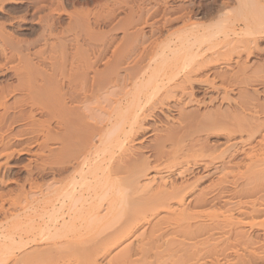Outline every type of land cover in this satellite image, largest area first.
<instances>
[{
    "label": "bare ground",
    "instance_id": "1",
    "mask_svg": "<svg viewBox=\"0 0 264 264\" xmlns=\"http://www.w3.org/2000/svg\"><path fill=\"white\" fill-rule=\"evenodd\" d=\"M138 1L140 3V0ZM152 1L154 3L150 8L153 10L154 4L159 7L161 1L162 5L163 3L166 5L171 0H159V3L158 0ZM238 1L239 5L245 3L244 5L247 9L248 2L246 0ZM58 2L63 4L61 0H38L39 21H45L44 23H46L50 19L49 17L52 19L55 13L54 10L59 6ZM120 3L124 4V8L128 10L126 17L121 18L119 22L117 21L119 28L122 27L124 29L123 38L126 40H131L136 33H140L137 30L131 32V30L138 28L140 24L154 26L155 23L158 25L157 23L161 20L156 19V16L158 17L157 14L161 12L160 10L158 12V9H155L154 11L156 12L154 14L150 13L151 15H148L149 13L144 14L143 11L145 12L146 10L142 9L141 5L138 6L137 0H124V3ZM190 3L186 6L184 4L180 5L181 7L178 6L184 10V14L180 16L171 14L175 7L171 12L169 10L168 14H165L164 11L162 22L166 25L168 24V26L175 24L177 25H175L176 27L179 26L178 29L168 32V38L172 39L175 36L177 39L178 44L177 46L175 45L174 49L170 45L168 46L169 41L161 47H154L151 51L144 48L139 53L138 49L140 48L133 45L134 47L129 49L127 53H114L113 59L115 62L113 59L111 61L112 64H116L109 66L105 63L108 66L106 70L103 69V72L102 69H100V72L96 68L94 70L93 67L97 60L99 61L101 58L102 51L106 50L104 43L99 45L90 42L91 50L97 51V53L99 51L95 60L90 58V55L84 58L82 55V58H79L77 56L74 57L75 54L74 56H69L65 52L61 53L59 58L53 61L49 60L50 63L46 62L43 57L45 60H41V63L46 65H44L45 69L38 65L39 68L30 58V53L32 52H30V49L38 43L36 42L37 39L35 43L29 41L30 43L24 46L30 53L27 55L23 72L20 73L21 75L19 74L17 89L24 93L27 92L28 94L26 93L25 95H28L30 102H33V105L36 103L37 108L38 106L40 107L38 109L39 112H36L37 114L40 113L38 121L41 124L42 146L39 147L41 148L40 150L38 147V150H36L37 148H35V151L32 149V154L37 157L35 162L38 164L36 168L40 175L45 177L47 174L52 173L54 179H51V183L47 181V183L49 182L48 184L44 183V181L42 185H35V178H33V173H31L33 171V169L31 170V163V168L25 167V169L30 168L27 171H31L29 172L31 174H27L29 175L27 177L28 180L26 178V183H22L23 185L21 184L16 193L14 191H9L7 194L0 193V214L3 217L0 222V264H40V261H43V264H98L99 258H105L112 250L120 247L130 238L133 240L131 239L128 244L126 243L127 245L124 248L121 247L123 248L122 252L119 250V254L113 255L114 257L112 258L109 257L110 259L108 260L106 259V264H116L117 261H119V264H155L154 260L157 257L160 258L158 251L161 248L167 251L178 249L182 250V253L187 251L188 253H186L190 254V250L193 251L194 249L196 251L199 249L198 251L200 252V249H203V247L205 249L206 247L205 250L207 251L203 249V252L208 254L210 252L211 254V251L215 250L217 252L219 248L221 250L227 248L228 250L229 247L236 246L233 242H230L231 238L226 243H220L221 239L215 237L217 228L223 225L222 229H224L225 224L226 226L229 224L231 227L232 225H240L243 228L264 229V178L263 176L257 178V174L259 175V173L264 171V118L262 119L258 112L256 113L257 115L250 116L252 117L248 120L250 123L244 124L247 126L246 128L241 126L242 123L239 126L236 124L239 135L242 137L243 134L247 135L246 146H241L240 148L242 149L241 152L245 154V161H247L245 164L253 171L250 183H248L251 185L249 198L243 203H238V206L243 205L238 208L240 219H238L239 217L235 218L232 215H226L221 218L222 220L218 218L214 220L216 215H220L215 210L219 200L215 193L216 191L214 192L212 185V187L208 186V190L210 189L211 193H213L208 199L207 193L209 196L211 193L209 191L205 193L207 190H199V193H195L197 186H195V183L200 178L193 182L190 179V175L194 173V170H199L200 167L206 172L205 176L207 177L221 168L217 170L218 166L215 165L220 156H206L209 162H205L204 165L193 157L190 159V154L195 152V158L205 159L204 151L206 150L204 148L206 144L205 140L200 137V132H210L214 127L218 128L221 125L223 127L229 122H223L219 118L214 119L215 117L213 118V116L209 115L207 117L209 124H205L202 122L205 120V116H203L204 119L199 118L200 120L193 117L190 119L191 121L194 119L193 125L195 120L196 124L197 120H199L203 125L199 123L193 129L192 123L187 122L188 124L191 123L192 127L187 126L186 128L187 123L184 126V122L189 118L185 119L183 123L182 121L185 116L188 117L191 113L189 111V114L187 111L185 114L188 115L183 117L181 115L184 112V108H181V111L178 112L181 113L179 116L182 121L179 122L180 120L175 118L179 125L177 123V125L170 124L168 126V121V124L166 122L167 125H163L164 123L160 124L159 121V125H147L150 122L149 120L158 118L156 117V111L162 112L163 109L168 107L170 102L171 104L174 102L177 107L186 101L184 106H187V108L191 104L201 105L204 103L197 99L198 96L196 97L197 93L194 85L203 82L205 79L200 81L198 77L204 71L206 72V70L215 67L220 61H218L219 59L215 60L213 54L207 55L197 45L209 39H221L226 42L232 40L234 42L235 39V42L237 41V43L240 42L241 44L237 45V48L249 51L248 46L252 45V42L256 40L259 34H264L263 17H255L241 6L239 7L243 10L241 9L239 14H233L228 10L231 8L229 6L222 8L223 13L221 14V10L219 11L221 14L220 23L207 30H200L199 25L201 23L197 21L196 14L199 10L196 13L193 9L191 10L190 7H193V4L191 3L190 5ZM53 6L54 13L52 11ZM60 12L62 14L65 9ZM108 13L105 17L102 14L104 19L107 21L114 20V12H110L111 16ZM80 14L74 15L75 17H70V19H72L80 32H77L79 33L78 38L80 36L83 38V35L86 38L89 36L87 31L89 30L90 32L92 29L88 28L93 22L89 17L86 19L84 14ZM71 24L70 26L74 25ZM46 25L43 28L48 31L49 37L57 38L52 22L49 25L46 23ZM86 26L88 30L85 29ZM3 27H0L2 28L0 29V38H4L6 35ZM201 27L203 26L201 25ZM77 29L76 31H78ZM7 36L5 37L7 38ZM137 36L136 40L138 39ZM43 38L46 37L43 36ZM48 38L47 41H49ZM92 39L91 41L93 42ZM134 42L136 44V41ZM60 47L62 48L63 46L60 45ZM64 51H67V48ZM15 53L17 54V52ZM42 53V51L35 52V55L42 58ZM95 55L96 53L94 52ZM53 57L51 58L53 59ZM51 58L49 57V59ZM225 59L228 58L224 57ZM224 60L222 61L226 63L231 62V58L230 62ZM229 67L231 66L228 65ZM213 73L217 75V71ZM209 78L205 81L209 84L211 92L216 91L220 95V89L223 87H216L217 85L215 86L214 84L215 80L212 79L210 81ZM207 90L205 91L207 92ZM19 91L16 90L14 94L17 92L21 93ZM5 93L6 91L0 87V101L4 104L0 105L2 107L5 106L3 112L0 111V120L1 118L4 119L5 115L8 114L6 110L11 108L6 109L9 100L7 101ZM222 95L221 98L226 99V92ZM204 96L206 97V94ZM214 99L217 98L214 97ZM212 100L210 101L212 102ZM16 101L18 102L19 100ZM23 101L21 100V102ZM254 108L253 110H255ZM217 120L222 122L220 123ZM229 125L231 126V124ZM227 127L229 126L227 125ZM1 129L2 127L0 126ZM230 129H233V127H230ZM148 131L149 133L151 132L150 137H154V144L150 145L149 154H146L143 152L145 145L144 147H137L135 143L142 134ZM236 131L234 130L233 132L236 133ZM235 135L227 136V142L229 143ZM0 136L4 137V135ZM4 141L2 139L0 143V184L6 182L4 173L16 167L14 166L15 163L13 165L11 163L16 149L14 148L15 150L10 151V144L8 145ZM242 143L243 141L240 140L235 141L233 146L238 148ZM30 146L28 145V148ZM28 148L23 147L18 153H21V155L22 153L31 154V150ZM146 150H148V147ZM202 150H204V154L198 153ZM196 151L198 152L196 153ZM224 153L220 152V155L222 154L224 157ZM221 158L220 160H223ZM226 164L228 165V163ZM172 176H174L173 180H171ZM157 217L159 219L152 223V220ZM208 220L210 222V225L208 223L209 226L204 222ZM163 226L172 233V237L169 235L170 232L167 234L170 239H163L166 236V230L162 228ZM139 230L140 233L137 234ZM240 231L238 232L239 234L236 233L238 236L241 235ZM206 232L208 234L209 232L211 233L209 237H202ZM173 235L175 237L177 235V238L179 239L180 237V239H176ZM200 237H202L201 240H195ZM236 237L234 236V238ZM213 238L218 239L219 243H213ZM238 239L237 237V241H240ZM248 240L249 242L253 241ZM249 242L246 243L245 241L251 248ZM32 244L36 247H43V249L40 250L39 248L38 250L36 248L35 252L37 251L39 254L35 253L37 254L35 258H31L32 253L30 255L25 254L22 261H20L18 258L21 257H18V254L24 253L28 246ZM253 245L256 246L255 242ZM242 246L239 249L243 248ZM207 248L212 249L208 252ZM32 249L35 248L33 247ZM235 249H238V247H235ZM255 250L257 251V249ZM255 250L253 249L254 252ZM262 250V248L258 249L257 253L261 252L263 255H257L253 252L257 257L254 255L252 257L257 259L249 257L251 260L253 259V262L248 260L249 262L246 263V257H243L245 253L238 254L237 252L235 259L226 260V264H251L256 261L257 263L255 264H264V250L263 253ZM192 251L191 254L194 252ZM198 251H196L197 254ZM137 252L140 253L141 257L135 260L133 258L137 255ZM164 253L166 254L167 252ZM182 253L180 254L181 258L179 257L181 263L174 258V264L177 262V264H187L184 261H189L190 258L193 260L196 257V260H199L198 258L202 255L201 253L200 257H198L199 254L196 256L194 252L195 257L190 254L185 260L181 256ZM35 254L33 255L35 256ZM172 255L169 254V256ZM245 256L248 257L247 254ZM163 259L165 260L166 258L164 257ZM163 262L160 261L158 264H164ZM190 264H198V261Z\"/></svg>",
    "mask_w": 264,
    "mask_h": 264
},
{
    "label": "rangeland",
    "instance_id": "2",
    "mask_svg": "<svg viewBox=\"0 0 264 264\" xmlns=\"http://www.w3.org/2000/svg\"><path fill=\"white\" fill-rule=\"evenodd\" d=\"M15 1L14 0L13 1L12 0H0V27L4 26L3 31L5 30L4 31V33L6 34L5 36L8 35L7 38L4 36V38L6 40L2 37L0 38V87L6 91L5 94L7 95V101L9 100L6 109L11 107L10 109L6 110V112L8 114L5 115L4 119L1 118V120H0V126L2 127V129L0 130V135H4V137L0 136V143H1V140L3 139V140H5L4 142H6L8 145L10 144V146H11V148H9L10 151L11 150L13 151L14 148L16 149V150L14 149L16 151V153L14 154L13 160L11 162L12 165L15 163L14 166H16V167L11 169V170H8L6 173H4V177H6L5 178L6 182H4L3 184H0V193H4V194L9 193V191H12V192L14 191V193H16L17 189L20 188L21 184L26 183L25 182L26 178L29 177V175L31 173H33V176H34L33 178H35L34 179V182L36 183L35 185H39V184L42 185L44 181H45L44 183L48 184L49 182L51 183V179H54V176L52 175V173L47 174L48 177L47 176L43 177L40 175V172L36 168V167H38L37 166L38 164H36L37 162H35L37 157H35L32 154V149H34V151H35V148H37V147L39 148L40 146H42V144H41L42 136L40 135L41 124L38 121L40 119V113L37 114V112H36V111L39 112L38 109H40V107L38 106V108H37L36 103L33 105L32 104L33 102L32 103L30 102L29 97H27L28 95H25L27 92L24 93L23 91L20 90L21 93L17 92L14 94V92H16V90L19 91L17 89L18 80L20 78L19 74L23 72V68H24L23 66H25L24 64H25V61L28 57L27 56L28 53H30L32 51L30 53V56H31L30 58L32 59V62L35 63V65L37 64V66L39 65V66H41V68L45 69L44 67L46 65L44 63H41V60L46 59L45 61L50 63L49 60L53 61L54 59L59 58L61 56V53H65V52L68 53L69 56H74V54H75L74 57L77 56L79 58L80 57L82 58V55H83V58L86 56L88 57L90 55V58H93V60H95V57H97V55L99 54V51H98V53H97V51H92L91 50L92 47L90 46L91 43H96L99 45L104 43L106 50L102 51V54L103 53L104 54L103 55L101 54V56H100L101 58L99 59V61L100 60L101 61L99 62L97 60L96 64H94V67H93L94 70L97 69L99 71L100 69H102V72H103L104 71L103 69L106 70L107 66L108 65L110 66L112 64L111 60L114 57L113 55H115L114 53H117V52L127 53V51L134 46H137L138 48H140V49H138L139 50L138 53H139V52H142V50L144 48L151 51V50H153L154 47H156V48L161 47L164 43H167L169 41L168 46L170 45L171 48L173 47V49H174L175 45L177 46V44H178L176 41L177 39L175 36L172 39L168 38V34L170 33V31H174V30L178 29L179 26L176 27L177 25L175 24L176 26L171 25L172 26L171 27V26H168V24L167 25L164 24V22H162L164 11H165V14L166 13L168 14L169 10L171 12L172 9L175 7L174 8L175 10L173 12H171V14H173L175 16H180V15L184 14V10H182L178 6L183 5V4L186 6V5H189V2H191L193 4V7L192 6L190 7L191 10L193 9V11L195 13L197 12V10H199V12L196 14H197V21L200 22L201 25L203 26V27H201V25H199V27L201 28L200 30H204V29L207 30V29H209L215 25H218L220 23L219 18H220V15L223 13L222 8L229 6L231 8L228 7L229 8L228 10H230L233 14H239L241 9L243 7L244 8L246 7L244 5L245 3H243L242 5H239L238 0H171L169 2V4H168V2L166 4L169 8L168 9L167 6L164 5L165 3H163V5H162L161 4L162 1H161V3H159L160 1L158 0L160 9L158 6H156V4H154L155 6H153L154 9L152 10V8H150V6L152 7V5L154 3L152 0H151L152 2L151 1L148 2L149 0H143V1L140 0V3L137 0V2L139 3V4L137 3L138 6L141 5L140 7L142 9L146 10L145 11L146 13L143 11L144 14H148V13H149L148 15H151L150 13L154 14L156 12V11H154L155 9H158V12L160 10L163 13L159 12V14H157L159 18L156 16L157 20L161 19L157 23L158 25H156V23H155L154 26H148V25L145 26V24L143 25V23H142V24H140L139 27L137 26L138 28L131 30V32L132 31L134 32L137 30L140 33H136L134 35V37H132L131 40H126L123 38L124 37V34H123L124 29L121 26H120L121 28H119V26H118L119 24L117 25V23L120 21V19L125 18L126 17L125 15L128 13V10L126 8H124L125 5L124 4L122 5L120 3V2L124 3V0H120V1L119 0H61L63 4H59V2H58L59 8L57 7L58 11H57V9L54 10L55 13L53 11V9H54V6H53V8H52V11L54 13L53 17H52V19H51V17H49L50 18L48 20L49 23L46 22L48 25L51 24V22H52V24L54 26L53 29L55 28L54 31L56 33L57 38L56 37H49V35L47 33L48 31H46V29L43 28V27L47 26L46 23H44L45 21L44 22L39 21L38 17H40V13H39L38 0H15ZM246 1L248 2L247 3L248 6H247V9L246 8L245 9L248 10V13L249 14L252 13L251 15H254L255 17H263V19H264V0H246ZM194 2H195V4H194ZM155 3H157V2H155ZM191 3H190V5H191ZM249 3H250V5H249ZM148 4H149V6H148ZM199 5H200L201 9L199 8ZM239 6H241L242 8ZM59 9H60V11H63V9H65V12H63L61 14ZM149 10H152V11L148 12ZM220 10H221V14L219 13ZM56 11H57V13H56ZM106 12L107 13L109 12L108 13L109 16H111L110 12L111 13L114 12V16H115L114 20L107 21L106 19H104L105 15L107 14ZM76 13L77 14H80V13L84 14L86 19L89 17V19L93 22L92 25L89 26V28L87 26L85 27V29L86 28H88V29L92 28L90 30V32L88 29H86V30H88L87 32L89 34V36L86 38L84 35H83V38H82V36H80V38H78V36H79L78 34L80 32L77 29V27L75 26V23H73L72 19H70V17L73 18L74 15L76 16L77 15ZM137 13H140V12H137ZM102 14H104V17L102 16ZM160 15L162 16L161 18H160ZM100 16H102V17H100ZM95 17H97V18H95ZM98 17H100L101 19ZM20 19H21V21L22 20L23 21L21 22ZM69 20H71V21H69ZM15 21H17V22H15ZM94 21H96V22H94ZM53 22H55V23H53ZM71 22H72V24H71ZM70 24L71 25L74 24L73 26H75V27L70 26ZM74 28H76L78 31H76V29H74ZM0 29H2V28H0ZM43 31H44V33H43ZM77 32H79V33H77ZM137 34H139V36H137ZM42 35L46 38H43ZM136 36L138 38L137 39L138 42L136 40ZM258 37H257L258 39L256 38V40H258V41L255 40L254 41L255 43L252 42V45L250 44L248 46V49H250L249 51H247L246 49L244 50L241 48H237V45H241V44H240V42H238V43H237V41L235 42V39H234V42H233V40L226 42L225 40L223 41L221 39H217V40L216 39H209V40H206V41L200 43L199 45H197L207 55L210 56L213 54L215 56L214 57L215 60L219 59L218 61H220V63L218 62L217 63L218 65L216 64L215 67H212V68L206 70V72L204 71L201 74V76H199L201 78L198 77V79L200 81L204 80V79L207 80V78H209V77L211 78V79L209 78L210 81L212 79L215 80L214 84H215V86L217 85L216 87H218V88L223 87L222 88L223 90L220 89V95L216 91L211 92L209 84H207V81L204 80L205 82L204 81L201 82L202 84L199 83V84L194 85L195 91L198 94V95L196 94V97L198 96L197 99H199L200 101H202L204 103H202L201 105L191 104V105H188V108H187V106H184L186 104L185 100H184L185 103H183V104H181V106H177V107L174 105V102H172V104L170 102V104H168V107L163 109V111H162L165 113H162L161 111L160 112L156 111V115H157L156 117H158V118H154L155 121H154V119L153 120L151 119V120H149L150 122L147 123V125H150V126H154L156 124L159 125L158 121L160 124L164 123L163 125H167L168 122H169L168 126H170V124L171 125H174V124L177 125L178 122L175 120V118H177V120H180L179 122L182 121V118L179 116V115H181V113L178 112V111H181V108H184V112L182 113L181 116L184 117L185 115H188V114H185L187 111H188V113H189V111L191 113L190 116L184 117L182 123L185 121V119L189 118L188 120H186V122H184L185 123L184 126L186 125L187 122H191V123L193 122L194 119H192V121H191L190 120L191 118L195 117V119H199V118H203V116H205L204 117L205 120L202 122L205 124H209V122L207 120V117L209 115H211V117L213 116V118L215 117L214 119L219 118L223 122H225V121L229 122V123L225 124L226 127H224L225 125L223 123L224 126L222 127V125L220 124L222 121L217 120L218 122L220 121L219 124L221 125V126H218V128L216 127L217 129L214 127L215 129L213 128L212 131H210V132L207 131V133H206V131L204 133L201 131L202 133L200 132V137H202V139L205 140L206 146H205L204 150H206V151H204V150L199 151V152L196 151V153L201 152L202 154H204V152H205V154H206V155L204 154L205 157L211 156V155H212V157L213 156L214 157L215 156L222 157L223 160H220V157H219L218 161H216L217 164L215 163V165L218 166L217 170H218V168H220V167L221 168L218 171H215L213 173L214 175L212 174L209 177L205 176L206 172L204 170H202V167H200L199 170H194V173L192 175H190L191 182L200 178L199 181L195 183V186L197 185L195 193H199L200 192L199 190H201V191L207 190L205 193H207L208 191L211 193L210 189L208 190V188L211 185L214 188V192L216 191L215 193L217 194L219 200L216 204L217 206H216L215 210H216V213L218 212L220 215H216V218L214 220H217V218L222 220L221 218L223 216H226V215L227 216L232 215L233 217H235V218L239 217L238 219H240L241 216L239 215V210H238L240 205L238 206V203L239 202H242V203L245 202L247 200V198H249V195H250L249 190L251 189V185H249L248 183H250V177L252 176L253 171L249 168V166L247 164H245L247 162V161H245V154H243L241 152L242 149L240 148L241 146H243V147L246 146L245 141L247 139V135L243 134V137L241 135H239L238 130H237V126H239L240 123H242L243 125L241 124V126L242 127L244 126L243 128H246L247 126H245L244 124H246V125L249 124L250 122L248 120H250L252 118L250 116H253L257 112H258V115L262 119L264 118V114H263L264 113V34H259ZM47 38L49 41H47ZM91 38H93L92 39L93 42L91 41ZM36 39H37V41H36ZM89 39H90V41H89ZM24 41H25V43H23ZM29 41L31 43H32V41L34 43H35V41L38 42L37 43L38 45L35 44L31 47L30 52L28 50H26V47H24L27 45V43H30ZM134 41H136L137 45L135 44ZM39 42H40V44H39ZM139 43H140V45H139ZM141 43H142L143 47H142ZM172 44H174V45H172ZM60 45L63 47L61 48ZM66 48H67V51H64V50H66ZM61 49H63V50H61ZM15 50H17V51H15ZM39 51L43 52L41 55L42 58L41 57L39 58L35 55V52L37 53ZM15 52H17V54ZM94 52L96 53L95 56H94ZM24 56H26V57H24ZM23 57H24V59H23ZM49 57L50 58L53 57V59L52 58L49 59ZM216 57H220V58H216ZM224 57L228 58V59L224 60ZM230 58H231V62H230ZM222 60L227 61V62L229 61L232 64L223 62ZM114 62H115V60H114ZM105 63L108 65H106ZM115 64H112V65H115ZM225 64H227V65H225ZM228 65L231 67L228 68ZM18 70H19V72H18ZM20 70H21V72H20ZM210 71H212V72H210ZM216 71H217V75H216V73L215 74L213 73ZM100 72H101V70H100ZM213 74H214V76H213ZM218 76H219V78H218ZM227 87L229 90L227 89ZM205 90H207V92ZM226 90L228 92L231 90L229 92V95H228V92ZM224 91L226 92L228 99L229 100L231 99L230 101L227 99V97H226V99L221 98V95L223 93L225 94ZM209 93L211 94V96H209L210 95ZM8 94L11 96L8 97L9 96ZM205 94H206V97L204 96ZM214 97H216L218 100L214 99ZM23 99H24L25 103H24ZM16 100H19V101L17 102ZM21 100L23 102H21ZM210 100H212V102ZM214 100H216V101H214ZM1 102L2 101H0V104H2ZM210 102L213 104H211ZM30 104H32V105H30ZM246 104H247V106H246ZM248 104H250V105H248ZM253 104H254V106H253ZM2 105H4V104H2ZM258 106H261V107L258 108ZM4 107H2L0 105V111L3 112ZM254 107H256V108H254ZM253 108L255 110H253ZM241 110L243 113L241 112ZM191 111H193V112H191ZM246 111H247V113H246ZM32 114H35V115H32ZM192 115H194V116H192ZM172 118H173V121H172ZM156 119H157V121H156ZM199 120H197L198 121L197 124H196V120H195V123H194V125L192 123V126L196 127L197 125H199V123L201 122ZM244 121L247 123H245ZM166 122H167V124H166ZM191 123H189V124L187 123V125L185 127L186 128H187V126L190 127ZM203 123H200V125H203ZM229 124H231V126ZM236 124H237V126H236ZM52 125L55 126L54 123H52ZM178 125H179V123H178ZM227 125L229 127H227ZM195 127L193 129H195ZM230 127L231 128L233 127V129H230ZM228 129H230L231 131ZM232 130L233 131L237 130V131L235 133ZM232 132H233V134H236V135L228 143L227 142V139H228L227 136L233 135ZM150 133L148 131V132L142 134V136H140L137 139V142L135 143V145L137 147H140V146L144 147V145H145L143 152L146 154H149L148 152L151 149L149 147H151L154 144V137L153 138H152V136L150 137V135H151ZM239 140L243 141V143L240 146H238V148L234 147L233 142L239 141ZM27 143L29 146L31 145L32 147L30 146L28 148ZM23 147L31 150V152H30L31 154L22 153V155H21V153H18L19 151H21L23 149ZM147 147H148V150H146ZM38 148L36 150H38ZM40 149L41 148H39V150ZM223 149H224L225 153H224V151H222ZM34 151H33V153H34ZM220 152L224 153V157L222 156V154L220 155ZM191 154H190V159L193 157L195 160L202 162L201 164L205 165V162H207V163L209 162V161H207V160H209L207 157L205 159H200V157L195 158V156H194L195 152L192 155ZM30 159H31V161H30ZM194 159H192V160H194ZM224 163H225V165H224ZM226 163H228V165ZM229 163H230V165H229ZM30 164H31L32 168H31ZM231 164H233V165H231ZM17 165H18V167H17ZM26 166L30 167L31 170L33 169L34 172L29 171V172H31V173H29L27 170H30V168L25 169ZM235 166H237V167H235ZM37 172H39V173L37 174ZM27 174H29V175H27ZM262 176L264 178V171L259 173V175L257 174V178H261ZM171 178H172L171 180H173L174 176H172ZM27 180H28V178H27ZM47 181H49V182L47 183ZM202 187L205 189H203ZM212 194L213 193H211L209 196V194L207 193L208 197L207 196L206 197L209 199V197H211ZM241 206H243V205H241ZM241 206H240V208H241ZM227 213H230V214H227ZM158 217L153 219L152 223L156 222L159 219ZM1 218H3V217L0 214V222L2 221ZM204 222L207 226L210 225L209 220L204 221ZM208 223H209V225H208ZM228 225L229 224H227V226H226V224H225L224 225L225 227H223L224 229H222L223 225L219 227L221 229L217 228V231H215L216 233L214 232L215 237H218V239H221V240L224 239L223 241L220 240V243H222V242L226 243L231 238L230 242L231 243L233 242L234 245H236V246H234L232 248L229 247L228 248L229 251L227 250V248L223 249V250H221L220 248L219 249L217 248L218 249L217 252L213 249L214 251H211L212 252L211 254H210L209 250H211L212 248H210V249L207 248L210 256L212 255L211 257L209 256V254L207 252H203V249H204V247H203V249H200V252L198 251L199 249L196 250V251H198V254H199L198 257H200L201 253H202L201 257L202 256L203 257L202 258L200 257L201 259L198 258L199 260H196L197 257L193 260L190 258V260H189L190 263H195L196 261H198V264H211V263L216 264L217 262H218V264H226L227 263L226 260L230 261L231 259H235L237 252H238V254H241V253L247 254L248 257L245 256V254L243 255V257L247 258V259L245 258V260H247L246 263H248L249 262L248 260L253 262L252 260L254 258H256L257 255L261 254V252H259V253H257V252H258V249H260V248H262L264 250V247H263L264 246V229H261V230L259 228L251 229L249 227L248 228L244 227L245 228L244 229L243 226L240 227V225H232V227H231V225H229V226ZM165 226L167 227V225H165ZM165 226H163L162 228L163 229L165 228V230H166L165 235L167 236V234H169L168 232H170V231H168V228L166 229ZM230 227L232 228L231 234H230V232H231ZM233 230H234V232H233ZM162 231H164V230H162ZM239 231L241 232L240 236L237 235V234H239L238 233ZM139 233H140V230L137 234H139ZM158 234H160V233H158ZM210 234H211L210 232H209V234H208V232H206L205 235L202 237L207 238V237H209ZM169 235H171L170 237H172L171 232ZM166 236L163 238L164 240L170 239V237H168V236L166 237ZM173 236L175 237V235H173ZM234 236L235 237L237 236L239 238L238 240H240L242 242L237 241V237L234 238ZM241 236H243V237H241ZM177 237L178 236L176 235L175 238L178 239ZM202 237L195 239V240L196 241L199 239L201 240ZM131 239L132 238L127 240L120 247L112 250L110 252V254L108 256H106L105 258H99L98 264L99 263L106 264V261L108 259H110L109 257L112 258V257H114L113 255L116 256V254H119L120 252H122V249L125 247V245H127L131 241ZM179 239H180V237H179ZM218 239L213 238L212 239V241H214L213 243H215V242L219 243ZM247 239H250L253 241L249 242V240L247 241ZM204 240H206V239H204ZM243 240H245L246 243L249 242V244L251 245V248ZM196 241H194V242H196ZM254 242H255L256 246L253 245L254 246L253 247L252 244H254ZM238 243H240V244H238ZM241 243H242V245L244 243V245H246V246H244V245L242 246ZM239 245H241L243 248H246V249H243V248L239 249L241 247ZM259 245H260V247H259ZM33 247L35 249H32ZM121 247H123V248H121ZM235 247L236 248L238 247V249H235ZM36 248H38V250H39L40 247H36L33 244L31 246L29 245L28 248L26 249V251H28V252L24 251V253H19L18 257H21V258H18V259L20 261H22V258L25 256V254L30 255L32 253V255H33V254L37 253V251L35 252V250H37ZM119 248H121V249H119ZM41 249H43V247L40 248V250ZM161 249H162V252L164 250V252H167L168 254L167 253L165 254L164 252L162 253ZM161 249H159L160 251H158V253H159L158 256H160V258L157 257L154 260L155 264H158V262H160V261H162V262L164 261L163 262L164 264H167V263L168 264H174L175 260H177L178 262L180 261L179 263H181L180 254L182 253L181 252L182 250L181 251L178 249L175 250L178 252H175L173 250H169L170 251L169 252L166 249H163V248H161ZM205 249H206V247H205ZM205 249H204V251H207ZM253 249L254 250L257 249V251L255 250V252H254ZM119 250H121V251L118 252ZM234 250H236V251L234 252ZM244 250L245 251L248 250V251L245 252ZM263 250H262V253H263ZM191 251L192 250H190V254H191ZM193 251L195 252V254L197 256L198 255L197 252L194 249H193ZM259 251H261V250H259ZM186 252L183 251V253L181 255L182 257L185 258V260H187L186 257H188V255H190V254H187L188 252L187 253ZM194 252L191 255L194 256ZM253 252L256 253L257 255L256 254L254 255ZM215 253H218V254L220 253L221 255L220 254L218 255ZM37 254H39V253H37ZM37 254H35V256L31 255V258L32 257L35 258ZM136 254L137 255L134 256L135 258H133V259H135V260L140 259V257H141L140 253L137 252ZM162 254H164L163 256L166 258L165 260L163 259L164 257L162 256ZM169 254L170 255L173 254L172 256H174V257L169 256ZM165 255H167V256H165ZM204 255L205 256L207 255V256L205 257ZM252 255H254L256 257H252ZM261 255H263V254H261ZM26 256H28V255H26ZM208 256H209V258H208ZM228 256H230V257H228ZM250 256L253 258L252 260H251V258H249ZM226 257H227V259H226ZM174 258H175V260H174ZM184 258H182V259H184ZM216 259H218V260H216ZM191 260H192V262H191ZM189 261L187 260L184 262H187V264H190ZM233 262H231V263H233ZM117 263L119 264V261H117ZM255 263H257V261L254 263H251V264H255ZM40 264H43V261H40Z\"/></svg>",
    "mask_w": 264,
    "mask_h": 264
}]
</instances>
